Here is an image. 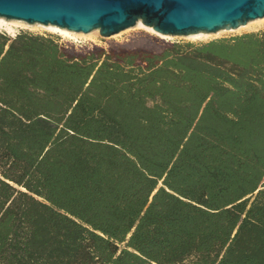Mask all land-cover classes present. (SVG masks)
<instances>
[{
	"label": "trees",
	"instance_id": "1",
	"mask_svg": "<svg viewBox=\"0 0 264 264\" xmlns=\"http://www.w3.org/2000/svg\"><path fill=\"white\" fill-rule=\"evenodd\" d=\"M160 39L0 31V264H264V29Z\"/></svg>",
	"mask_w": 264,
	"mask_h": 264
},
{
	"label": "water",
	"instance_id": "2",
	"mask_svg": "<svg viewBox=\"0 0 264 264\" xmlns=\"http://www.w3.org/2000/svg\"><path fill=\"white\" fill-rule=\"evenodd\" d=\"M264 17V0H0V19L109 37L137 21L159 34L233 30Z\"/></svg>",
	"mask_w": 264,
	"mask_h": 264
},
{
	"label": "rangeland",
	"instance_id": "3",
	"mask_svg": "<svg viewBox=\"0 0 264 264\" xmlns=\"http://www.w3.org/2000/svg\"><path fill=\"white\" fill-rule=\"evenodd\" d=\"M13 29L15 31L14 32L15 34L19 31H28L31 33H36V34H50V35L59 37L63 42H66L69 44H75V45L81 44V45H87V46L91 44H96L98 46L108 47L114 44H122V43H129L131 45H135L141 42L142 40H146V39L158 40V41L161 40L159 37L146 32L144 29L142 30V28H135V26L126 28L109 37H102L99 35L98 31H96V32L90 33L89 34L90 36L89 35L87 36L78 35L75 39L61 37L55 33L49 32L42 26L23 27V26L17 25V26H13ZM262 29H264V17L260 19L252 20L248 22L247 24L240 26L237 29L220 30L215 33H209L207 36L201 37V38H191L188 36H172L170 39H165L164 41L178 40V41H188V42H206V41L216 39V38L232 37L235 35H240L242 33L258 31ZM0 31L6 32L3 28H1Z\"/></svg>",
	"mask_w": 264,
	"mask_h": 264
},
{
	"label": "bare ground",
	"instance_id": "4",
	"mask_svg": "<svg viewBox=\"0 0 264 264\" xmlns=\"http://www.w3.org/2000/svg\"><path fill=\"white\" fill-rule=\"evenodd\" d=\"M260 19V18H258ZM250 22V21H249ZM23 26V27H34V26H42L43 28H45L46 30H48L51 33H55L61 37L64 38H69V39H75L78 35H83V36H87L92 32H96L98 30H92L91 32L88 33H82V32H74V31H70L66 28H62L59 27L57 25L54 24H28L22 20H15V19H0V29L3 28L7 33L14 35L15 31L13 29V26ZM135 28H142V30L144 29L146 32L153 34L159 38L162 39H170L172 36L170 35H163V34H159L156 31L153 30V28H150L148 26H145L141 23V21H137L135 24ZM239 28V27H238ZM209 33H204V32H197V33H193L190 35H187L188 37L191 38H201V37H205L207 36ZM90 36V35H89Z\"/></svg>",
	"mask_w": 264,
	"mask_h": 264
}]
</instances>
